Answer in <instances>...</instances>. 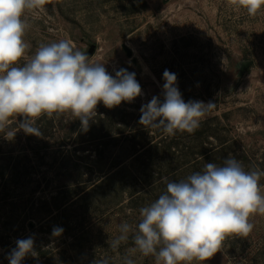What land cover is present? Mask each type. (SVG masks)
Returning <instances> with one entry per match:
<instances>
[{"label": "rangeland", "instance_id": "1", "mask_svg": "<svg viewBox=\"0 0 264 264\" xmlns=\"http://www.w3.org/2000/svg\"><path fill=\"white\" fill-rule=\"evenodd\" d=\"M25 15V59L41 44L69 40L113 76L134 73L142 95L111 109L98 104L86 132L70 113L40 117V137L0 131V167L28 155L16 160L27 168L10 181L7 199L0 178V264H9L15 241L28 237L38 256L22 264H122L131 239L118 250L107 241L121 222L135 228L139 209L167 182L229 156L246 170L264 163V9L249 16L235 0H45ZM166 69L177 75L185 102L215 103L194 133L169 136L139 123L141 106L162 99ZM22 119L11 118L9 128ZM76 186L87 193L73 198ZM250 222L247 236L227 237L213 257L192 264H264V214ZM54 227L63 229L59 237ZM131 258L154 264L138 252Z\"/></svg>", "mask_w": 264, "mask_h": 264}, {"label": "clouds", "instance_id": "2", "mask_svg": "<svg viewBox=\"0 0 264 264\" xmlns=\"http://www.w3.org/2000/svg\"><path fill=\"white\" fill-rule=\"evenodd\" d=\"M45 0H0V131L14 137L22 130L40 137L36 126L42 116L70 113L87 131L97 116L100 103L109 109L122 102L131 103L142 95L134 73L120 69L113 76L105 64L92 62L86 52L74 48L69 40L41 44L25 59L30 45L25 40L26 12L40 9ZM238 8L255 16L264 9V0H235ZM21 61H24L21 63ZM162 99L153 96L141 106L139 123L174 136L177 131L194 133L215 103L185 102L177 86V75L163 73ZM17 129L9 128V120ZM264 171L246 170L243 163L229 156L222 165L208 162L202 171L185 179L169 181L158 199L139 209L140 220L124 221L119 235L107 241L118 250L131 239L132 247L122 264H135L131 254L152 256L154 264H192L213 257L229 236H247L254 225L253 214H264V193L260 178ZM63 232L54 227L53 237ZM7 255L9 264H22L28 256L37 257L32 237L15 241ZM93 264H109L97 259Z\"/></svg>", "mask_w": 264, "mask_h": 264}, {"label": "trees", "instance_id": "3", "mask_svg": "<svg viewBox=\"0 0 264 264\" xmlns=\"http://www.w3.org/2000/svg\"><path fill=\"white\" fill-rule=\"evenodd\" d=\"M110 118V117H109ZM111 119V118H110ZM98 120H101L100 117H98ZM136 136V134H135ZM30 138V137H29ZM27 146H31V138L28 140V145ZM34 146H32L33 148ZM33 149H36V148H33ZM204 155H206V153H204ZM23 156H28L27 154H20L19 155V158L20 157H23ZM17 158V159H19ZM16 159V160H17ZM243 159H247V156L244 155L243 156ZM16 160L14 161L15 163H13L12 165H10V163H7L5 165H2L0 167V178L3 179V181L5 183H3V196L5 199H7V196L9 195V188H10V181H13L15 180L17 177L23 175V172H24V167L27 168V163H24L22 166L19 164V163H16ZM20 160V159H19ZM247 161V160H246ZM252 167L253 169H260L262 171H264V163L262 162H259L258 164H252ZM19 175V176H18ZM264 183V176H262L260 178V184L262 185ZM86 189H83V187H79V186H76L74 187L71 191V194H75L73 196V198L79 196L80 194H85L87 193L85 191ZM135 194H132L131 193V197H136L134 196Z\"/></svg>", "mask_w": 264, "mask_h": 264}]
</instances>
